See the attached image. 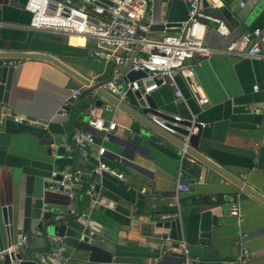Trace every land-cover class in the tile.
<instances>
[{"label":"crops","instance_id":"0c3cea01","mask_svg":"<svg viewBox=\"0 0 264 264\" xmlns=\"http://www.w3.org/2000/svg\"><path fill=\"white\" fill-rule=\"evenodd\" d=\"M239 1L244 5L239 6ZM24 2L0 0V51L49 54L87 78L90 84L113 76L114 64L94 56L98 46L93 38L29 29V13L23 8ZM73 2L81 5L80 0ZM221 2L217 7L205 6L204 12L221 18L229 33H220L215 22L207 20L203 33L206 45L224 48L253 28H259L264 34V0ZM187 12L186 0H152L147 18L158 21L161 16L175 22L185 20ZM151 30L152 36L162 34V27ZM13 58L0 56V78L3 62ZM14 59L17 65L13 66L6 101H0V105L10 106L15 113L38 118L46 125L33 126L8 120L0 128V205L12 204L18 211L13 240L16 232L21 230L25 180L31 175L34 178L31 200L44 201L47 207L68 208V191L76 189L74 211L91 210L100 224L98 242L113 256L121 258L119 264H160L166 253L181 254L180 241L185 242L192 264H233L239 256L236 238L240 231L246 233L244 246L251 254L248 264H264V202L236 183L239 180L264 197V58L219 52L202 60L195 68V78L208 98L206 106L198 103L181 75H176L175 80L182 99H176L174 87L170 85L149 93L157 112L151 110L153 113L188 117L191 111L205 122L197 145L191 148L225 173L194 154L181 159L179 136L158 132L159 127L149 119L133 92L128 93L127 100L120 102L125 108L102 95L85 97L73 108L72 122L67 124L68 117L60 115L58 110L71 90L68 83L74 77L47 59ZM82 87L86 85L82 83ZM98 98L101 102L98 106L112 104V111L100 113L104 119L115 121L116 129L106 139L87 148L82 167L75 169L83 177L78 188H47L56 181L53 176L58 167L54 160L68 157L74 164L78 155L75 150L66 151L60 146L61 138L87 128L90 118L87 108L90 104L97 105L95 100ZM255 108H259V112ZM51 120L58 122L64 133L53 135L54 141L47 144L42 139ZM142 132L156 134L165 143H156ZM98 144L105 148L101 159L122 172L124 179L103 173L94 199L88 197L86 184L93 178L90 176L93 168L90 172L88 169L97 164ZM191 158L195 160L192 162ZM61 165L68 167L69 161L64 159ZM199 174L204 176L201 182L197 180ZM178 178H189L194 182L187 190L179 191L175 199ZM233 202L239 204L243 216L240 224L229 213ZM164 214L172 217L162 218ZM174 219L179 221L178 240L172 239L170 229L163 226L164 222ZM206 232L208 235L202 236ZM29 241L28 249L21 251L24 260H33V256L36 258L39 252L51 246L45 244L37 232L31 234ZM175 241L176 249L172 247ZM68 253L72 258L67 257L63 264H98L88 261L83 252ZM176 258L181 260L170 256L166 264H179ZM15 260L20 264L18 259ZM0 264H4L3 261Z\"/></svg>","mask_w":264,"mask_h":264},{"label":"built area","instance_id":"2783aa9c","mask_svg":"<svg viewBox=\"0 0 264 264\" xmlns=\"http://www.w3.org/2000/svg\"><path fill=\"white\" fill-rule=\"evenodd\" d=\"M80 1L81 5H76L73 0H25L23 8L29 13L27 27L32 30L56 32L62 36L93 38L98 46L94 51V56L110 61L115 66L112 78L101 85V88L118 102L127 100L129 92L141 89L140 98L144 101V106L141 105V107L146 109L149 119L160 129L179 136L181 159L193 156L189 152L190 138L205 126V122L191 111L188 117H182L179 114H155L151 111L145 96L160 86L170 85L174 87L176 99H182V92L175 80L176 75H181L193 95L196 96L198 103L203 105L208 102V98L195 78V68L202 60L219 52L227 55L264 58V53H262L264 34L259 28H253L240 34L224 48H214L204 43L203 33L207 20L214 21L220 33H229L228 26L221 18L204 12L205 6H220L221 0H186L188 3L187 18L175 22H169L161 16L158 21L149 20L148 13L144 16L145 9L152 0ZM238 4L239 6L244 5L242 1ZM156 24L162 25V34L158 37L151 35V26ZM3 63L11 66L17 65L14 58ZM129 71L142 72V75L128 79L126 75ZM254 88L257 89V86L255 85ZM79 93V89L70 90L59 107L60 115L69 116L71 99H75ZM87 109L90 113L87 128L78 129L69 137L61 138L60 146L66 151L77 148L82 155H85L87 148L94 144L95 136L103 140L116 129L117 123L111 119H104L100 113L112 111V104L106 103L103 106L90 104ZM255 111L259 112V108H255ZM8 120L33 126L46 125V122L38 118L15 113L10 106L0 105V128ZM179 128L185 132H180ZM104 151V146L98 144L97 164L90 175L93 178L86 184V192L94 199L97 195L98 181L103 173L107 172L119 179H124L122 172H118L101 159ZM195 158H191L192 162ZM203 179L204 176L199 174L197 180L201 182ZM82 181L83 177L79 171H64L62 178L48 184L47 188L55 190H64L67 186L78 188ZM192 182L194 180L189 178L185 180L178 178L173 197L177 199L179 191L187 190ZM68 196L70 198L68 209L72 212L74 191L69 190ZM229 213L236 218L238 224L242 222L243 216L238 203L233 202L230 205ZM169 217L172 215H162V218ZM36 232L35 229L30 232L17 231L13 242L0 249V261H3L6 255H15L28 249L29 238ZM245 239L246 233L240 231L236 238V244L240 248L236 264H248L251 260V254L244 246ZM179 246L181 264H192L185 242L180 241ZM63 249L64 247L60 245L57 252H49L47 255L55 259L56 264H63L67 259L61 253ZM8 264H18V262L12 259ZM106 264L119 263L111 261Z\"/></svg>","mask_w":264,"mask_h":264},{"label":"water","instance_id":"95a60500","mask_svg":"<svg viewBox=\"0 0 264 264\" xmlns=\"http://www.w3.org/2000/svg\"><path fill=\"white\" fill-rule=\"evenodd\" d=\"M103 2H108L107 0H100ZM168 1V0H164ZM150 7V3H148L144 16L148 13ZM162 27V25H152L151 29L154 27ZM264 50V47H263ZM0 56L2 57H14V58H30V57H39L43 59H47L64 70H66L69 74H71L74 79L69 81L68 86L71 89H79L80 93L75 99L72 100V107L70 109V114L67 118V124H70L72 122V116H73V108L76 106V104L83 98L85 97H93L96 95H102L105 98L118 103L119 106L125 108L123 103L118 102L114 97L110 96L107 94L102 88L101 85L109 81L112 77L105 79L101 82L93 83L90 84L89 80L87 78H84L74 70L70 69L67 67L65 64H63L61 61L58 59L54 58L53 56L49 54H44L40 52H28V51H17V50H3L0 51ZM13 74V66L11 65H4L2 67V73H1V78H0V101L5 102L6 101V95H7V90L10 86L11 83V78ZM142 75V72H136V71H129L127 73V78L128 79H134L136 77H139ZM82 83L86 85V87H82ZM141 89L136 90L133 93L138 97L140 105L144 106V101L140 98L141 94ZM146 101L148 105L150 106V109L155 111V104L153 102V99L150 95L145 96ZM96 104L99 105L101 102L98 99L95 100ZM82 104L81 106H83ZM207 103L203 104L202 106H206ZM67 131L70 132L66 128ZM180 132H185L183 129H178ZM47 133L44 134L43 136V141L46 142L47 144L52 143L54 141V136L55 134H62L64 133V130H62L59 127L58 122L51 120L47 124ZM158 132H160L162 135L168 134V132L159 129ZM148 139L156 142V143H161L164 144L165 141L157 136L156 134L153 133H146L142 132ZM200 135V130L191 136L190 138V144L192 147H195L197 145L198 139ZM100 138L95 136L94 142L99 143ZM181 146V143H180ZM77 152V157L75 159V163L73 164V159L65 157V158H56L54 160V164L58 167V172L53 176L54 179L59 180L62 178V173L64 171L68 172H75V169H80L82 167L83 163V155L79 152L77 148L74 149ZM189 152L191 154H194L197 158L200 160H203L206 164L214 167L215 169L219 170L222 173L223 170L218 168V166H215L211 162H208L203 158L202 156H198L192 150V148L189 149ZM63 159V160H61ZM69 161V166H60L63 161ZM93 168L88 169V172ZM67 169V170H65ZM234 179V178H233ZM34 178L31 175L26 176L25 180V198L23 200V205H22V218L20 222V227L21 230L23 231H28L29 229H35L38 234H40L44 240L45 244L51 245L49 246L48 250L39 252L38 255L33 256V260H24L22 259L21 252L16 253L15 255L9 254L6 255L3 263L8 264L11 259H18L20 261V264H56V260L53 259L51 256L47 255L49 252H57L58 247L62 245L64 249L61 251L63 255H65L68 258H72L71 254L68 252L72 251H78V252H83L84 255H86L87 260L90 262H96V263H109V262H120L121 258L119 256H113L112 252L103 246L100 245L99 241V236L101 235V229H100V224L95 220L93 215L91 214V210L88 209L86 211H83L82 209H79L77 212L74 210L71 212L70 209L67 207L64 209L63 207L60 208H52V207H47L45 206L44 201H39L37 202H32L31 196H32V185H33ZM237 184L239 186H242L244 190L247 192L253 194L260 200L264 202V197L256 192L255 190L251 189L249 186L243 184L241 181L236 180ZM69 184V182H67ZM67 190L68 188H64ZM69 190V189H68ZM76 191V189L74 190ZM88 197L89 194H87ZM75 208V207H74ZM14 209V205L12 204H7V205H0V249H2L5 246H8L12 243L13 241V235H14V224L17 223V218H18V211ZM162 225V223H161ZM164 227H167L170 229V237L174 240L180 239V236L178 235L179 233V221L177 219L171 220V221H166L163 224ZM208 232L205 234H202V236H207ZM3 239H5V244H3ZM172 247L174 249L177 248V241H175L172 244ZM170 256L173 257H180L181 254L178 252H172L170 255L165 254L161 257L160 259V264H166V261ZM179 264H181V260H178L176 258ZM222 263V262H221ZM200 264H206L205 263H200ZM211 264V263H209ZM223 264H228V263H223ZM233 264H236L234 262Z\"/></svg>","mask_w":264,"mask_h":264}]
</instances>
